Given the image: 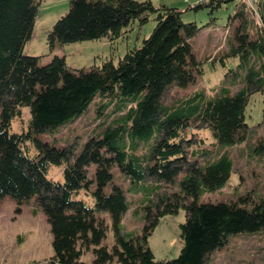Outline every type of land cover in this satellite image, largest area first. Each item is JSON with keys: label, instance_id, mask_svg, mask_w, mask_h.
<instances>
[{"label": "trees", "instance_id": "trees-1", "mask_svg": "<svg viewBox=\"0 0 264 264\" xmlns=\"http://www.w3.org/2000/svg\"><path fill=\"white\" fill-rule=\"evenodd\" d=\"M230 1L202 0L191 8L210 7L213 13ZM41 3L0 0V198L23 204L35 197L53 235L48 264H84L88 251L93 264H205L230 234L263 231L262 193L200 201L203 191L228 182L233 161L227 147L246 139L250 98L264 94V29L250 10L237 5L229 18L227 48L207 58L214 65L217 60L225 65L227 58L237 61L230 77L211 94L200 87L166 105L169 87L198 83L205 74L189 41L199 28L185 22L182 11L157 8L151 0H70L69 10L49 32L51 47L101 38L114 45L134 23L142 26L157 14L141 46L128 48L118 64L109 59L87 70L69 67L65 55L55 54L43 64L40 56L26 54ZM93 103L96 124L81 150L42 136L76 121ZM24 107L30 112L27 126ZM14 121L21 122L19 130ZM209 140L221 146L218 153L206 145ZM255 150L264 156V137ZM62 164L63 181L50 179L51 167ZM116 167L127 186L117 181ZM176 183L175 191L165 188ZM143 191V231L124 232L127 195ZM181 209L186 213L181 251L176 258L158 260L148 238L159 218ZM110 229L112 246L105 241Z\"/></svg>", "mask_w": 264, "mask_h": 264}, {"label": "rangeland", "instance_id": "rangeland-1", "mask_svg": "<svg viewBox=\"0 0 264 264\" xmlns=\"http://www.w3.org/2000/svg\"><path fill=\"white\" fill-rule=\"evenodd\" d=\"M155 7H176L182 11L185 22H194L198 29L195 36L189 41L194 47L197 59L202 63L205 74L199 77L198 83H190L186 87L171 86L167 89L163 102L169 105L179 98L192 93L195 89L205 87L209 94L212 88L217 87L223 80L230 77V68H235L237 61L227 58L226 64L217 60L214 65L211 60L226 46L229 18L239 4L237 0L223 3V5L210 13V7L193 9L192 5L202 0H151ZM70 0H42L37 21L31 39L28 41L25 52L28 55L40 56L41 63H48L55 54L65 55L67 64L75 69H90L94 64H101L112 59L118 64L128 48L139 47L143 44L156 25L154 12L149 21L142 26L138 21L133 28L114 45L106 38L85 40L60 44L51 47L48 42L49 32L54 23L69 10ZM239 6V5H238ZM212 17L214 19L212 20ZM230 33L229 36L232 35ZM98 101V99H96ZM93 103L84 114L74 122L66 124L57 130L54 135L43 134L49 141L59 145L75 144L78 151L87 135L96 124ZM24 125L29 122L30 112L28 107L23 109ZM246 121L249 125L247 137L244 141L228 146L233 161V169L228 182L216 191H203L200 197L202 202H219L237 200L249 191L264 194V156L258 155L255 148L261 137H264V94H252L246 111ZM20 121H14V129L19 130ZM206 144L214 153L220 149L216 145ZM215 155V154H214ZM203 163L202 159H198ZM65 165H53L48 177L53 180L63 181ZM116 179L127 186V179L116 167ZM184 173L179 175L182 179ZM168 191L179 189L176 183L165 187ZM145 193H128L130 208L123 215L122 228L127 233H142L146 224ZM111 223L109 213H102ZM186 219L184 209L177 214L165 215L159 218L158 223L148 238L149 246L158 260L176 258L182 248L181 224ZM53 235L44 210L37 205L35 197L19 204L9 196L0 198V264H48V259L53 254ZM109 246L115 242L112 229L108 231L105 240ZM94 255L91 251L85 252L82 260L84 264H93ZM115 264V263H113ZM205 264H264V230L254 233H237L228 236L227 243L214 250Z\"/></svg>", "mask_w": 264, "mask_h": 264}, {"label": "built area", "instance_id": "built-area-1", "mask_svg": "<svg viewBox=\"0 0 264 264\" xmlns=\"http://www.w3.org/2000/svg\"><path fill=\"white\" fill-rule=\"evenodd\" d=\"M209 1V0H206ZM238 5H245L253 14L256 23L264 29V0H237ZM262 7V11H260Z\"/></svg>", "mask_w": 264, "mask_h": 264}]
</instances>
